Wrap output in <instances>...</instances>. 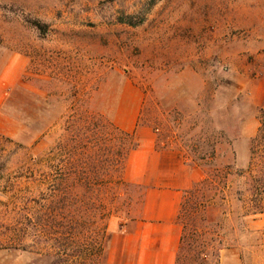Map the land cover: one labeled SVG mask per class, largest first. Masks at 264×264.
<instances>
[{
  "label": "rangeland",
  "instance_id": "1",
  "mask_svg": "<svg viewBox=\"0 0 264 264\" xmlns=\"http://www.w3.org/2000/svg\"><path fill=\"white\" fill-rule=\"evenodd\" d=\"M262 117L264 0H0V264H103L153 184L125 175L147 146L169 171L228 169L229 264H264L235 175ZM111 124L139 141L124 184Z\"/></svg>",
  "mask_w": 264,
  "mask_h": 264
},
{
  "label": "trees",
  "instance_id": "2",
  "mask_svg": "<svg viewBox=\"0 0 264 264\" xmlns=\"http://www.w3.org/2000/svg\"><path fill=\"white\" fill-rule=\"evenodd\" d=\"M76 127V122L72 124ZM115 135L124 136L128 140L125 146H117L114 157L113 170L118 174V181L124 184L121 178V171L126 156L132 150L139 147V141L135 132H123L111 124ZM77 130V129H76ZM75 137L77 135H74ZM11 140L0 134V167L3 166V152L6 143ZM78 142L71 151L72 158L81 156ZM91 159V157H89ZM77 159H73L76 162ZM77 171L76 167L74 168ZM223 173V170L214 169L213 173L207 175L202 181L185 192L180 204L178 221L181 223V237L177 252L176 264H220V252L228 247L224 244L227 233L221 227V216L231 214L228 201V179L230 172ZM235 175L243 178V187L236 192V200L241 202L240 217L248 220L258 213H264V117L259 121L255 135L250 140V158L245 170H238ZM220 197L222 202L217 203L216 198ZM220 210L219 211L216 210ZM214 211V217L212 213ZM215 211L217 213H215ZM241 231L248 229L246 222L241 224ZM99 256L102 254V247L98 248ZM105 254V253H104ZM105 255H103V264ZM54 264H62L55 262ZM64 264H76L67 263ZM80 264V263H79ZM82 264V263H81Z\"/></svg>",
  "mask_w": 264,
  "mask_h": 264
},
{
  "label": "crops",
  "instance_id": "3",
  "mask_svg": "<svg viewBox=\"0 0 264 264\" xmlns=\"http://www.w3.org/2000/svg\"><path fill=\"white\" fill-rule=\"evenodd\" d=\"M129 155L125 175L130 182H142L143 172L151 167L153 184L143 192L139 216L113 232L105 249L104 264H176L182 228L178 222L184 193L203 180L200 168L169 171L161 156L150 146ZM129 170V171H128ZM254 228L255 219H251ZM264 244V228L262 231ZM231 248L220 252L219 263L229 264Z\"/></svg>",
  "mask_w": 264,
  "mask_h": 264
}]
</instances>
